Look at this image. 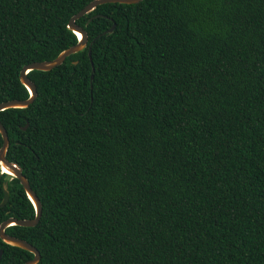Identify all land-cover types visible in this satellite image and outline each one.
Masks as SVG:
<instances>
[{
    "label": "trees",
    "instance_id": "trees-1",
    "mask_svg": "<svg viewBox=\"0 0 264 264\" xmlns=\"http://www.w3.org/2000/svg\"><path fill=\"white\" fill-rule=\"evenodd\" d=\"M90 1L0 0V103L28 98L23 66L76 44L66 24ZM74 23L85 49L28 72L33 102L0 111L41 207L5 234L37 264H264V0L107 3ZM3 183L0 224L33 218Z\"/></svg>",
    "mask_w": 264,
    "mask_h": 264
},
{
    "label": "water",
    "instance_id": "water-1",
    "mask_svg": "<svg viewBox=\"0 0 264 264\" xmlns=\"http://www.w3.org/2000/svg\"><path fill=\"white\" fill-rule=\"evenodd\" d=\"M140 1L141 0H91L82 9H80L77 13H75L72 17H70V19L68 20L66 24V29L74 34L77 40L76 44L61 51L52 60L33 62V63L23 66L19 72L18 78H19L20 84L23 85L25 89L27 90L28 98L25 100H10L6 102H2L0 103V111H4L7 109H24L33 102L36 93H35V87L33 83L26 78V74L28 72L30 71H42V72L50 71L51 69L62 64L64 59L67 58L68 56L81 52L85 49L86 41H87L86 34L80 27L75 25L74 23L75 20L79 19L83 15H86L92 12L97 6L101 4L117 3V4L129 5V4H136ZM90 20L91 19H88L87 23ZM113 27L114 25H112L105 32V34H110L113 30ZM87 55L88 57L90 55L89 49L87 50ZM25 127H23L22 130H24ZM0 137L2 140V144L0 147V177L2 174H4L8 178L16 179L19 182V185L22 187L23 192L26 198L31 203L33 211H34V216L31 219L8 218L5 221H3L0 224V241L10 247H15V248L21 249L23 251H26L32 254V258L30 260L25 261L23 264H37L40 259V256L34 247H32L26 241L11 237L5 234L4 232L5 229L10 226L27 227V228L34 227L40 218L41 207H40L39 200L37 199L33 191L30 189L27 180L21 174V169L15 163L8 162L5 159V153H6L7 146H8V139H7L6 131L1 126V124H0ZM2 192H3V197L0 201V208L3 207L8 200V192H7L5 183H3L2 185ZM0 255H1V251H0Z\"/></svg>",
    "mask_w": 264,
    "mask_h": 264
}]
</instances>
